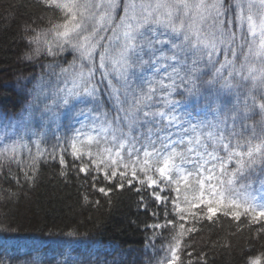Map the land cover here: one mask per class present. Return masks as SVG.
I'll return each instance as SVG.
<instances>
[{"label":"snow or ice","instance_id":"1","mask_svg":"<svg viewBox=\"0 0 264 264\" xmlns=\"http://www.w3.org/2000/svg\"><path fill=\"white\" fill-rule=\"evenodd\" d=\"M35 7L21 26V59L40 72L23 77V106L0 112L8 182L35 186L51 162L61 178L70 168L90 176L105 196L147 191L156 264H184V238L202 220L243 219L264 236V0ZM139 206L148 210L142 195ZM248 264H264V252Z\"/></svg>","mask_w":264,"mask_h":264},{"label":"trees","instance_id":"2","mask_svg":"<svg viewBox=\"0 0 264 264\" xmlns=\"http://www.w3.org/2000/svg\"><path fill=\"white\" fill-rule=\"evenodd\" d=\"M33 14H38L35 0H0V112L23 106V77L40 72L21 59V26L31 23ZM6 172L0 171V257L5 264H29L30 257L44 264H156L152 231L145 227L154 222L150 213L155 210L147 191L137 194L126 186L105 196L91 187L90 176L70 168L69 176L61 178L59 166L51 162L41 165L35 186L9 183ZM100 186L110 187L98 180ZM9 190L15 196L6 199ZM84 194L93 203H85ZM141 195L147 211L139 206ZM194 227L184 238V264H248L264 252V236L258 237L255 226L243 219L238 224L220 216ZM155 243L159 249L165 241Z\"/></svg>","mask_w":264,"mask_h":264}]
</instances>
